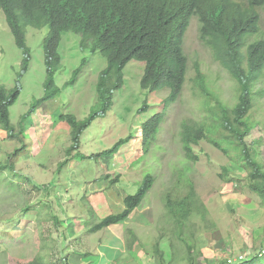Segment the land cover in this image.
Instances as JSON below:
<instances>
[{
  "label": "rangeland",
  "instance_id": "1",
  "mask_svg": "<svg viewBox=\"0 0 264 264\" xmlns=\"http://www.w3.org/2000/svg\"><path fill=\"white\" fill-rule=\"evenodd\" d=\"M262 17L261 32L248 43L264 38V15ZM200 28L198 18H192L184 43L188 58L187 83L179 100L165 111L164 122L148 150L142 143V127L164 111L163 100L169 96V89L153 93L143 90L141 80L145 66L133 60L124 70V87L115 92L112 109L94 121L82 136L81 155L71 158L68 166L59 171L58 165L66 158L71 137L69 129H61L54 141L49 139L50 132L57 129L62 114L74 115L78 120L88 117L98 103V78L108 66L100 52L91 54L81 49L80 36L63 35L59 47L61 67L55 78L61 94L43 106L56 115L57 121H53V116L43 117L45 113L38 112L23 124V129L27 130L23 143L0 133L3 137L1 163H6L10 155L23 148L16 172L0 171V264H23L39 255L51 264H62V255H65L74 264L71 260L75 254L84 252L81 244L89 250L102 240V237L92 239L88 234V242L80 243L78 223L88 220L84 224L88 226L92 222L91 215L96 219L91 207L96 210L98 220L118 213L124 198L136 194L148 175H152L155 182L142 205L126 222L112 230L113 240L108 245L113 249L106 251L110 253L111 262L89 255L84 259H94L78 264H192L185 257L195 245L202 251L197 258L201 264H222L223 260H232L233 256L245 255L249 250L254 251V256L262 253L264 210L259 196L249 188L246 172L209 140L193 146L197 157L194 161L186 158L182 148L183 124L204 121L213 124L210 109L216 101L208 99L196 87L198 68L206 78L208 91L224 104L235 106L239 96L236 81L201 41ZM48 33V27L27 28L31 63L28 72L19 79L23 53L15 43L4 13L0 12V85L12 89L19 81L21 95L10 109L12 123L17 128L32 103L44 96L47 76L44 40ZM78 68L81 71L75 84L65 88ZM263 91L264 75L254 85L255 105L250 113L254 127L245 142L251 154L264 163ZM63 124L69 128L67 123ZM130 137L132 140L121 149L119 156L108 158L104 154L96 158ZM44 143L48 146L42 151ZM106 175L112 179L120 175L121 179L111 185L104 178ZM188 181L207 209V221L196 214L185 224L186 228L179 231L180 222L166 202L170 199L175 208L183 188L176 189V186ZM55 217L60 219V224L55 222ZM128 229L139 238L135 249H127L132 242ZM139 251L144 252L146 258L141 259Z\"/></svg>",
  "mask_w": 264,
  "mask_h": 264
},
{
  "label": "trees",
  "instance_id": "2",
  "mask_svg": "<svg viewBox=\"0 0 264 264\" xmlns=\"http://www.w3.org/2000/svg\"><path fill=\"white\" fill-rule=\"evenodd\" d=\"M0 12L4 13L15 43L23 53L19 79L28 72L31 63L27 28H49L44 40L47 73L44 96L32 103L22 116L19 128L12 123L10 111L21 95L19 81L12 89L0 85V130L12 141L23 143L24 122L61 94L55 78L61 67L59 47L65 33L80 36L82 50L91 54L100 52L107 60L108 66L101 72L97 82L98 103L88 117L78 120L70 114L59 116L60 122L68 124L71 137V145L66 150L65 160L59 164V171L68 166L71 158L81 155L82 136L94 121L112 109L115 92L124 87V70L133 60L145 66L141 80L143 90L153 93L168 88L170 91L163 101L164 111L153 116L142 127V143L148 150L164 122L165 111L179 100L186 85L188 60L184 54V36L190 20L197 16L201 24V41L211 49L215 61L236 81L239 96L235 106L224 104L208 91L206 78L197 70L196 87L208 99L216 101L210 109L213 124L207 121L183 124L181 143L184 154L190 161L197 160L193 146L202 140H209L246 172L249 188L259 196L261 209L264 210V163L251 154L245 142L254 127V122L250 120L255 105L254 85L264 75V38L251 43L248 41L261 32L264 0H0ZM80 71L81 68L74 71L65 88L75 84ZM143 110L146 111L147 106ZM131 140L132 137L120 140L110 150L96 155V158L104 154L108 158L119 156L121 149ZM225 144L231 146L225 148ZM21 150L23 148L10 155L6 163L0 162V171L16 172ZM104 178L109 184L115 185L121 176L112 179L106 175ZM154 182L152 175L146 176L136 194L124 198L121 212L111 213L98 220L96 210L91 207L96 219L91 215L92 222L86 226L87 231L95 234L126 222L142 205ZM180 186L183 188L175 201L176 207H173L170 199L166 206L174 210L175 218L180 222L177 229L183 231L185 224L196 214L207 221V209L199 201L190 181L184 185L180 183L176 189ZM55 222L60 224V219L55 217ZM128 233L132 238L128 245L131 249L136 243L139 244V238L132 229H128ZM191 236L193 238L194 234ZM197 248L196 245L192 247L190 254L185 257L192 264H197V258L202 254ZM252 254L242 264H264V256ZM62 256V264H71L65 255ZM159 257H162L161 254ZM23 264L51 263L39 255Z\"/></svg>",
  "mask_w": 264,
  "mask_h": 264
},
{
  "label": "crops",
  "instance_id": "3",
  "mask_svg": "<svg viewBox=\"0 0 264 264\" xmlns=\"http://www.w3.org/2000/svg\"><path fill=\"white\" fill-rule=\"evenodd\" d=\"M38 112H40V113H45V115L43 114L42 116L43 117H52L53 116V112L52 111H50L49 109H46V107H42V108H40L39 110H38ZM38 112L37 113H35L34 115H37L38 114ZM33 115V116H34ZM32 116V117H33ZM55 116L56 115H54L53 116V121L54 122H56L57 120H56V118H55ZM53 122V123H54ZM64 122H60V123H58V127H57V129H55L54 128V130H52L50 133H51V135H50V137H49V139L51 140L52 138L54 139V141H57V138H58V134H59V132L61 131V129H65V130H67V129H69V128H67V126H64V124H63ZM54 126V125H53ZM66 127V128H65ZM25 132H27V130H25ZM69 134H70V129H69ZM0 133H2V134H4L3 135V137H5V136H7L6 135V133L4 132V131H2V130H0ZM2 137V138H3ZM1 137H0V140L2 139ZM25 138V137H24ZM5 141H7L6 139L4 140V142ZM46 142V141H45ZM57 143H53V145H56ZM52 145V142H51V144L49 145V146H51ZM48 146V144L46 145L45 143H44V145H43V150L42 151H44V149L46 148ZM41 151V152H42ZM17 163H18V161H17ZM19 164V163H18ZM59 172V171H58ZM123 210V207H121V209H120V211L119 212H121ZM134 213V212H133ZM132 216V215H131ZM105 217V216H104ZM88 221V220H87ZM87 221H84L83 220V222H82V224H81V222H79L78 223V229H79V236H81L80 238L82 239V241H80V243L81 242H84L85 240L88 242V234L89 235H91L93 238L92 239H94V238H96V237H102V240H101V242H100V244H98L96 247H94V246H92V248H90L89 250H87L88 249V247H85V246H83L82 244L80 245L81 246V249L84 251V252H78V254H75V256H74V258H72V260H71V262L72 263H74V264H78V262H89V261H91V260H93L94 258H92V257H90L89 259H87V260H85L84 259V257H86V256H89V255H92V256H94V257H98V258H102L103 260H107V261H109V262H111L110 260H109V257H110V253H108V252H110L112 249H113V247H110L109 245H108V243L111 241V240H113L112 239V230L113 229H115L118 225H116V226H112V227H110V228H107V229H104V230H102V231H100V232H98V233H95V234H90L88 231H87V228H86V225H84V224H87ZM69 236L70 237H72L73 235H71V234H69ZM123 237H124V235H123ZM90 240V239H89ZM124 240H126L125 238H124ZM139 245H138V243H136L135 245H134V248L133 249H135V248H137ZM106 251H108V252H106ZM143 254H144V252H141V251H139L138 252V255H139V257L141 258V259H144V258H146V256H143ZM199 260V259H198ZM196 263L197 264H201V260H199L198 262L196 261ZM154 264V263H153ZM194 264V263H193Z\"/></svg>",
  "mask_w": 264,
  "mask_h": 264
},
{
  "label": "clouds",
  "instance_id": "4",
  "mask_svg": "<svg viewBox=\"0 0 264 264\" xmlns=\"http://www.w3.org/2000/svg\"><path fill=\"white\" fill-rule=\"evenodd\" d=\"M194 17L198 18L197 16H194ZM194 17H192V18H194ZM191 20H192V19H191ZM191 20H190V23H191ZM198 20H199V19H198ZM199 22H200V21H199ZM189 26H190V25H189ZM188 28H189V27H188ZM187 31H188V30H187ZM186 33H187V32H186ZM186 33H185V36H184V43H185ZM184 54H185V56H186L185 49H184ZM186 58H187V56H186ZM187 60H188V58H187ZM187 63H188V61H187ZM198 69H199V68H198ZM198 69H197V70H198ZM196 73H197V72H196ZM186 83H187V82H186ZM184 88H185V87H184ZM164 89H165V88H164ZM167 89H168V88H167ZM161 90H162V89H161ZM183 91H184V90H183ZM156 92H157V91H156ZM169 93H170V91H169ZM182 93H183V92H182ZM164 100H165V99H164ZM164 100H163V101H164ZM70 145H71V144H70ZM64 160H65V159H64ZM64 160H63V161H64ZM63 161H62V162H63ZM62 162H61V163H62ZM58 167H59V165H58ZM125 242H126V240H125ZM133 248H134V247L132 246L131 249H133ZM127 249H130L129 246H127ZM197 249L199 250L200 253H202L200 247H198ZM252 253H254V252L249 250V253L245 254V256H246V260H245V261H248V259L252 256V255H250V254H252ZM242 255H243V254H242ZM259 255H260V256H264V250H262V253H260ZM239 256H240V255H239ZM237 257H238V256H233L232 258H237ZM245 261H244V262H245ZM197 262H198V261H197ZM242 263H243V262H241V263H237V264H242ZM222 264H227V259L223 260V263H222Z\"/></svg>",
  "mask_w": 264,
  "mask_h": 264
},
{
  "label": "built area",
  "instance_id": "5",
  "mask_svg": "<svg viewBox=\"0 0 264 264\" xmlns=\"http://www.w3.org/2000/svg\"><path fill=\"white\" fill-rule=\"evenodd\" d=\"M246 260V256L245 255H240L237 258H232L231 259H227V264H237V263H241L244 262Z\"/></svg>",
  "mask_w": 264,
  "mask_h": 264
}]
</instances>
